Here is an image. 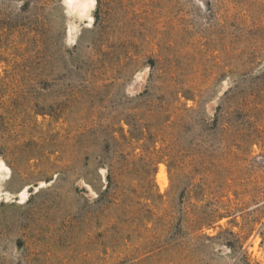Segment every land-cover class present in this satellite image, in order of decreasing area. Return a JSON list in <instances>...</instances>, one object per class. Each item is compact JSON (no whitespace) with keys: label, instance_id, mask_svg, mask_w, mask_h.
<instances>
[{"label":"rangeland","instance_id":"374dc122","mask_svg":"<svg viewBox=\"0 0 264 264\" xmlns=\"http://www.w3.org/2000/svg\"><path fill=\"white\" fill-rule=\"evenodd\" d=\"M96 1L0 0V264H264V0Z\"/></svg>","mask_w":264,"mask_h":264},{"label":"bare ground","instance_id":"6f19581e","mask_svg":"<svg viewBox=\"0 0 264 264\" xmlns=\"http://www.w3.org/2000/svg\"><path fill=\"white\" fill-rule=\"evenodd\" d=\"M66 2H67L68 8L70 10H72L73 12L79 14L81 17L87 16V17L91 18L90 12L94 8V6L96 5L97 1L96 0H66ZM9 172H10L9 165L7 164V162L5 160L0 158V182L3 181V179L5 177H7ZM6 195H8V194L6 193ZM12 196H14V195H12ZM19 197H20L21 201H25L27 199L28 192H27L26 187H24L20 190Z\"/></svg>","mask_w":264,"mask_h":264}]
</instances>
